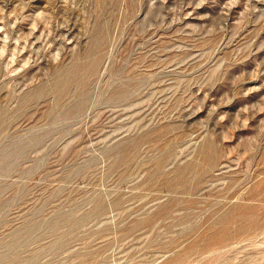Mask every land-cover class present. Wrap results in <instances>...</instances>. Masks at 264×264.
<instances>
[{"label":"rangeland","instance_id":"obj_1","mask_svg":"<svg viewBox=\"0 0 264 264\" xmlns=\"http://www.w3.org/2000/svg\"><path fill=\"white\" fill-rule=\"evenodd\" d=\"M0 264H264V0H0Z\"/></svg>","mask_w":264,"mask_h":264}]
</instances>
